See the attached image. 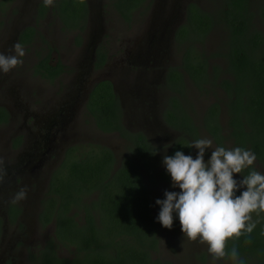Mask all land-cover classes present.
Wrapping results in <instances>:
<instances>
[{
  "label": "flooded vegetation",
  "instance_id": "flooded-vegetation-1",
  "mask_svg": "<svg viewBox=\"0 0 264 264\" xmlns=\"http://www.w3.org/2000/svg\"><path fill=\"white\" fill-rule=\"evenodd\" d=\"M96 1L100 14L105 9L110 20L124 22L122 32L127 37L134 13L146 8L150 0L131 10L129 20L117 8V0ZM176 1L179 14L169 29V43L164 45L169 60L163 57L149 59L148 56L137 59L138 52L133 51L134 45L129 38L106 39L98 35L93 40L86 39L90 27L96 22L92 0H54L52 6H45L43 0L0 2V11L7 10L5 3L8 2V13H12L17 24L16 42L24 48L33 44L42 30L66 32L69 34L68 47L83 50L87 55L81 61L87 63L89 72L95 69L97 73L75 93L67 90L69 84L64 86L61 95H71L76 103L65 117L62 116L61 123L58 120L50 126L36 120L28 123L31 111L18 109L12 117V111L0 104L7 112L5 119L0 118V128L11 122L12 133L7 137L10 150L17 151L34 137L44 138L53 127L60 131L59 136H55L57 141L47 150V156L54 158L38 162L33 177L26 173L27 163L22 161L8 164L0 174V240L7 231L13 237L9 251L0 258V264H16L14 255L18 246L27 255V264H49L53 254L72 257L78 252L72 242L74 237L70 227H87L88 211L99 224V209L91 206L98 189L86 193L78 184H69L71 174L77 171L71 164L80 162L82 157L92 156V162L96 163L102 153L109 151L115 160L113 171L126 158L139 165L144 175L147 168L152 169L154 179L149 183V192L153 205V184L166 179V171L161 168L164 155H174L179 150L194 156L195 148L187 146L200 139L201 130L215 139L219 147H241L236 133L240 127L250 131L255 123L253 105L256 96L264 91L261 86L264 79V0ZM114 28L111 34L116 37L120 29ZM22 31L25 33L20 37ZM209 37L213 43L205 49ZM51 46L45 45L47 48ZM51 51L53 54L56 50L51 48ZM38 52L32 67L45 70L49 79H58L64 72L62 63L46 60L47 56L51 57L48 52ZM46 64L56 67L54 74H50ZM150 72H155L156 77ZM102 80L111 84L113 109L106 106L104 110L107 112H104L97 104L92 113L88 104L91 91ZM97 91L96 96L101 93L99 89ZM188 92L193 96L190 105L185 99ZM55 93L56 90L53 97ZM64 108L60 106L55 113ZM198 108L202 111L200 122L189 112ZM182 110L187 116L184 124L180 120ZM151 116L158 117L163 128L172 127L168 137L156 139L147 132L145 120ZM108 135L117 141L115 148L108 146L103 138ZM34 147H38L37 141ZM251 147L248 143L242 146L252 150ZM9 153L4 152L5 158ZM253 170L264 173V163L258 157L254 165L244 169L241 175L246 176ZM241 175L236 174L234 179H242ZM22 188L27 189L26 198L13 203L15 194ZM60 202L69 207L67 215L58 220ZM252 219L257 222L256 227L261 223L264 225V213H252ZM179 228L181 230V224ZM238 239L240 246L237 249L244 264H264V230L244 233ZM248 240L251 242L247 243ZM230 245L232 242H227L226 252H230ZM61 246L70 248L72 255L59 254ZM203 247L200 243L194 258L208 264V246Z\"/></svg>",
  "mask_w": 264,
  "mask_h": 264
},
{
  "label": "rangeland",
  "instance_id": "rangeland-1",
  "mask_svg": "<svg viewBox=\"0 0 264 264\" xmlns=\"http://www.w3.org/2000/svg\"><path fill=\"white\" fill-rule=\"evenodd\" d=\"M93 2V14L96 17V22L90 27L87 38L93 40L100 35L101 38L106 39H121L129 38L133 47V51L138 54L139 60H142L144 56H148L149 59H167L169 60V53L164 49V45L169 43V29L174 22L177 14H179V6L176 0H150L148 6L139 13H134L133 19L129 22L128 28L130 33L125 37L122 29L124 28V22L121 20H110L107 10L101 11L98 9L96 0ZM7 10L0 11V53L5 55L14 54L12 49L16 42L15 39V22L12 19V13H8V2L5 3ZM15 9H13L14 12ZM114 23V24H113ZM113 24V25H112ZM17 25V24H16ZM119 28L118 36H112L114 27ZM123 33L124 35H121ZM69 34L66 32L56 31H44L40 32L36 41L25 47V56L21 59L23 63L18 65L15 69L5 74L0 72V104L7 106L13 113L12 117H15L14 112L18 109H25L31 111L27 117V122L31 123L33 120L44 123L46 126L54 123V120H58L61 123L62 116H66L69 108H73L76 100L71 95H61V92L65 85L69 84L68 91L75 93L77 88H80L86 83L87 79L95 76L97 73L95 69L88 70L87 63L82 62L85 59V52L83 50H76L75 48L68 47ZM208 43L204 45L207 49L213 40L209 37ZM54 47H45V45ZM51 48L56 50L52 53ZM39 50V52L37 51ZM137 50V52H136ZM51 54V57L47 56L46 60L57 61L62 63L64 67L63 74L58 79H49L40 67H32V63L35 61L36 53ZM154 57V58H153ZM80 62V65H79ZM106 69V68H105ZM88 70V72H86ZM103 70V69H102ZM89 74V75H88ZM151 76L156 77L155 72H150ZM57 93L53 97V92ZM45 93V94H44ZM44 94V95H43ZM190 92L185 96L186 103L190 105L192 99ZM43 104V105H41ZM65 107L59 113H55L59 107ZM189 112L194 115L198 122L201 119V108L194 109ZM183 110L181 116H184ZM20 118V115H18ZM146 130L153 137L158 139L166 138L172 132L170 129L162 127V122L158 117L151 116L145 120ZM11 122L7 126L0 128V174L5 171L8 164H16L19 161L26 162V173L33 177L34 171L39 167L36 164L42 159L45 161L52 160L54 157L47 156L48 151L52 145L57 141L55 136H59L60 131H55L53 127L44 138L38 136L28 141L23 147L10 150L7 142V137L12 133ZM44 134V131H43ZM200 138H210L213 140L214 147H219L215 139L211 138L201 130ZM111 135L104 136L103 138L109 143L108 146H117L115 138ZM37 141L38 147H34V142ZM8 151L9 155L5 158L4 152ZM198 153V149H195L193 158ZM15 155V156H14ZM211 156V150L206 151L205 160ZM161 168L166 171V179L164 182H155L152 187L153 194V213L158 217L160 212L159 205L156 204V200L164 197L165 190L168 191H180L178 188H172L171 176L167 173L166 168L162 165ZM26 176V175H25ZM236 178V174H234ZM164 199V198H163ZM172 229H167L159 223V246L152 252L154 257H160L176 261L178 264H202L201 261H197L194 258V253L198 251L200 241H191L187 237H183V233L180 230L178 223L179 218L174 219ZM9 231L4 233L3 239L0 243V258L10 249L13 242V237ZM231 239L228 240L230 243ZM207 244H203L205 247ZM203 247V248H204ZM16 254L14 260L16 264H27L28 257L23 253L20 247H16ZM59 254L70 256L71 249H65L60 247L58 249ZM208 264H213L211 255L207 258ZM205 264V263H203ZM215 264H236L230 256H226L220 260L215 261Z\"/></svg>",
  "mask_w": 264,
  "mask_h": 264
},
{
  "label": "trees",
  "instance_id": "trees-1",
  "mask_svg": "<svg viewBox=\"0 0 264 264\" xmlns=\"http://www.w3.org/2000/svg\"><path fill=\"white\" fill-rule=\"evenodd\" d=\"M4 1L0 0L1 3ZM144 1L117 0L116 6L129 20L130 11L142 6ZM235 6L238 7L237 2ZM24 33L25 31H22L20 37ZM45 67L50 74L56 71V67L50 64H46ZM261 86L263 89L264 79L261 80ZM98 89L101 93L96 96ZM113 103L110 82L100 81L91 91L88 102L91 112H94L97 104L103 108L101 111L105 112L106 106L112 108ZM253 109L255 123L251 125L250 131L245 127L239 128V132L236 133L237 143L241 147L247 143L251 144L253 152L264 163V91L256 96ZM6 117V109L1 106L0 118ZM186 118L187 116H180L182 124ZM107 152L102 153L96 163L92 162V156L82 157L80 162L71 161V167L77 171L71 174L69 184H78L86 193L98 189L96 197H92L91 206L99 209V224L88 211L87 227L77 228L72 225L73 227L69 229L78 252L72 257L53 254L49 264H174L170 259L152 255V251L158 248V223L153 213L152 197L149 192V183L154 179L152 169L147 168L144 175L139 165L129 162L126 158L113 171L115 160L109 155V151ZM68 207L62 202L59 203L58 220L67 215ZM254 230H264L263 223ZM238 241V238L233 237L230 246L239 247Z\"/></svg>",
  "mask_w": 264,
  "mask_h": 264
},
{
  "label": "clouds",
  "instance_id": "clouds-1",
  "mask_svg": "<svg viewBox=\"0 0 264 264\" xmlns=\"http://www.w3.org/2000/svg\"><path fill=\"white\" fill-rule=\"evenodd\" d=\"M43 4L52 6L54 0H43ZM12 51L11 55L0 53V72L7 74L23 63L21 58L26 53L22 44L15 43ZM187 147L198 149L195 158L179 150L163 157L171 186L180 191L165 190V198L156 200L160 207L157 221L172 229L178 217L183 237L191 241L199 238L200 243L207 244L213 264L225 256L236 264H244L238 249L232 247L226 252V245L233 237L253 232L257 222L252 213H264V173L253 170L241 175L254 165L257 156L242 147H214L213 140L207 137L196 139ZM208 150L211 156L205 160ZM234 174H240L242 179H234ZM26 196L27 189H20L13 203Z\"/></svg>",
  "mask_w": 264,
  "mask_h": 264
}]
</instances>
